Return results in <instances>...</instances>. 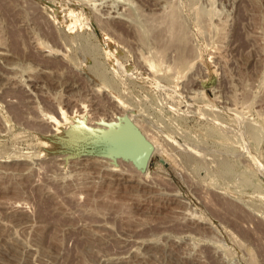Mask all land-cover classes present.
<instances>
[{
	"label": "rangeland",
	"instance_id": "374dc122",
	"mask_svg": "<svg viewBox=\"0 0 264 264\" xmlns=\"http://www.w3.org/2000/svg\"><path fill=\"white\" fill-rule=\"evenodd\" d=\"M84 1L0 0V264H264V0ZM117 95L146 171L68 132Z\"/></svg>",
	"mask_w": 264,
	"mask_h": 264
},
{
	"label": "water",
	"instance_id": "95a60500",
	"mask_svg": "<svg viewBox=\"0 0 264 264\" xmlns=\"http://www.w3.org/2000/svg\"><path fill=\"white\" fill-rule=\"evenodd\" d=\"M108 129L93 127L97 137L78 143L83 155L98 157L123 156L145 170L148 167L154 145L141 129L127 116L123 123H110ZM112 130V131H111ZM82 145V146H81ZM166 164L164 159L160 160Z\"/></svg>",
	"mask_w": 264,
	"mask_h": 264
},
{
	"label": "bare ground",
	"instance_id": "6f19581e",
	"mask_svg": "<svg viewBox=\"0 0 264 264\" xmlns=\"http://www.w3.org/2000/svg\"><path fill=\"white\" fill-rule=\"evenodd\" d=\"M81 1V0H80ZM84 1V0H83ZM86 1V0H85ZM84 1V2H85ZM92 1V0H91ZM87 3V2H86ZM88 3H91V2H88ZM93 3V2H92ZM96 4V3H95ZM107 11V10H106ZM74 13H73V11H71L70 12V18H69V21L67 22L68 23V25H69V27L71 28V29H75V27H76V25L78 24H80V25H82V26H88L87 25V20H86V22H84V20L83 21H81V22H79L81 19H79V18H77V16H74L73 15ZM68 20V19H67ZM75 26V27H74ZM80 27V26H77V27H79V28H83V27ZM76 27V28H77ZM180 39V38H179ZM104 42H105V40H104ZM103 42V43H104ZM106 43V42H105ZM106 46V45H105ZM107 48V47H106ZM105 48V49H106ZM58 51V50H57ZM113 52H115L114 50H112ZM6 52H4V51H2V49L0 50V54H5ZM110 53H112V52H110ZM115 54H113L112 56H114ZM185 55V54H184ZM116 56V55H115ZM115 56L113 57V58H115ZM181 56V55H180ZM116 60H117V58H116ZM181 62V61H180ZM154 63V62H153ZM152 63V64H153ZM150 64V63H149ZM155 64V63H154ZM9 66V65H8ZM150 66H152V65H150ZM153 68H154V66H152ZM156 75H157V73H156ZM192 81V80H191ZM158 84V83H157ZM190 95V94H189ZM195 95V94H194ZM117 98V99H116ZM115 99H113L112 101H113V105H114V107H115V109H117L118 110V115H116V113H115V115L110 119V120H105V119H100V120H98V121H95L94 123L96 124V126L98 127V126H103V127H107L106 129H108L110 126H109V124L110 123H118V124H120V123H123L124 122V118L127 116L133 123H135L140 129H141V131L143 132V134L146 136V138L154 145V149H153V152H152V155H151V158H152V156H153V154L154 153H156V151L159 149V147H160V143H159V141L158 140H156V139H154V138H152V137H150L149 135H148V132H146L145 131V129H143L142 128V125L140 126V124H139V122H137L133 117L134 116H132L133 114L131 113V115H129V113H127L128 111H121L119 108H120V106H123V105H125L124 103V101H122L123 102V105H121V100H120V96L118 97V95H117V97H116ZM123 100V99H122ZM196 101V100H195ZM119 103H120V105H119ZM114 109V108H113ZM233 109V108H232ZM124 110V109H123ZM116 112V111H115ZM132 112V111H131ZM66 115V114H65ZM65 115H63L64 117L63 118H65L66 116ZM68 117L67 118H65V119H67V120H69L68 122H69V124H67V126H69L68 128H69V131L68 132H71V133H75V135H80V131L82 132V135L84 136V134H87V133H90V134H95L96 135V133L92 130L93 129V127H84L83 126V123H84V121L86 120V118H85V120L84 119H82V116L81 115H79V113L78 112H75V111H73V112H71V114L69 115H67ZM136 118V117H135ZM99 119V118H98ZM93 121V120H92ZM86 122V121H85ZM60 123V122H59ZM91 123V122H90ZM87 124L85 123V126H86ZM57 126H58V124H57ZM62 126H63V124H61V125H59L58 126V128L56 129L59 133H64V129L62 128ZM88 126V125H87ZM68 128L66 127V129L68 130ZM102 128V127H101ZM112 131V130H111ZM84 133V134H83ZM94 135V136H95ZM97 136V135H96ZM95 136V137H96ZM156 136V135H155ZM165 140H167V142H172V141H175V137L171 134V133H167L166 134V136H165ZM162 144V143H161ZM163 145V144H162ZM162 147V146H161ZM165 150H166V148H165ZM165 150H163L162 152H165ZM160 151H161V149H160ZM165 154H167V153H165ZM102 158V157H101ZM107 158H109V165H111V164H113V165H115V164H117V162H113L114 160H116V161H119L120 160V162L123 160V161H125V162H127V163H129V164H131V166H133V167H136L137 169H139V170H141V171H146V170H148V168H149V164H148V167L145 169V170H143V169H141V168H139L137 165H136V163L134 162V161H132L131 159H128V158H125V157H123V156H113V157H107ZM151 158H150V160H151ZM107 161V160H106ZM104 162V161H103ZM106 163V162H105ZM149 163H150V161H149ZM114 168H116L115 166H113Z\"/></svg>",
	"mask_w": 264,
	"mask_h": 264
}]
</instances>
